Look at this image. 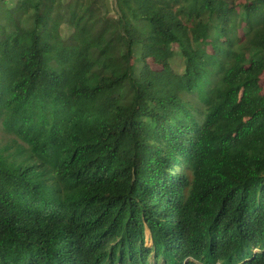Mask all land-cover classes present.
Listing matches in <instances>:
<instances>
[{
	"label": "trees",
	"instance_id": "1",
	"mask_svg": "<svg viewBox=\"0 0 264 264\" xmlns=\"http://www.w3.org/2000/svg\"><path fill=\"white\" fill-rule=\"evenodd\" d=\"M263 73L264 0H14L0 264H264Z\"/></svg>",
	"mask_w": 264,
	"mask_h": 264
},
{
	"label": "rangeland",
	"instance_id": "2",
	"mask_svg": "<svg viewBox=\"0 0 264 264\" xmlns=\"http://www.w3.org/2000/svg\"><path fill=\"white\" fill-rule=\"evenodd\" d=\"M13 1L14 0H7L8 4L6 5H3V4H0V17L2 16H6L7 15V10L13 6ZM174 50L175 52L177 53L173 60L171 61V67H172V70L175 72V73H182L183 72V68H184V62H183V58L180 57V55L178 54V48L175 46L174 47ZM167 54V50L166 49H163L161 52H160V55H165ZM149 64L151 65V67L153 69H155L156 67L149 61ZM261 85H262V88H263V94H264V73L262 74V77H261ZM2 135V133L0 132V136ZM145 242H146V245L147 246H151V241H150V237H149V234L147 232L146 234V239H145ZM151 259V258H150Z\"/></svg>",
	"mask_w": 264,
	"mask_h": 264
}]
</instances>
